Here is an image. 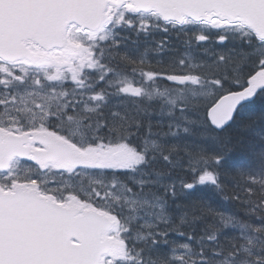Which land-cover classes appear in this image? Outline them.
<instances>
[{
  "label": "snow or ice",
  "instance_id": "1",
  "mask_svg": "<svg viewBox=\"0 0 264 264\" xmlns=\"http://www.w3.org/2000/svg\"><path fill=\"white\" fill-rule=\"evenodd\" d=\"M0 264H264V0H0Z\"/></svg>",
  "mask_w": 264,
  "mask_h": 264
},
{
  "label": "trees",
  "instance_id": "2",
  "mask_svg": "<svg viewBox=\"0 0 264 264\" xmlns=\"http://www.w3.org/2000/svg\"><path fill=\"white\" fill-rule=\"evenodd\" d=\"M212 199H214V200H215V197L213 196V197H212ZM220 203H221L220 201H217V206H219V205H220Z\"/></svg>",
  "mask_w": 264,
  "mask_h": 264
}]
</instances>
